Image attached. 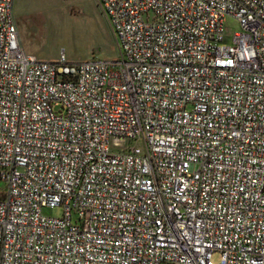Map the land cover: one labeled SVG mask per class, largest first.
<instances>
[{
    "label": "built area",
    "instance_id": "obj_1",
    "mask_svg": "<svg viewBox=\"0 0 264 264\" xmlns=\"http://www.w3.org/2000/svg\"><path fill=\"white\" fill-rule=\"evenodd\" d=\"M97 1L118 57L0 0V264H264V0Z\"/></svg>",
    "mask_w": 264,
    "mask_h": 264
},
{
    "label": "rangeland",
    "instance_id": "obj_2",
    "mask_svg": "<svg viewBox=\"0 0 264 264\" xmlns=\"http://www.w3.org/2000/svg\"><path fill=\"white\" fill-rule=\"evenodd\" d=\"M14 15L21 45L40 58L56 59L61 52L69 60L119 55L111 23L97 0H14ZM227 24L232 31L240 29L233 16L228 17ZM44 211L60 215L63 209L47 207ZM220 257V252L213 253L215 261Z\"/></svg>",
    "mask_w": 264,
    "mask_h": 264
}]
</instances>
